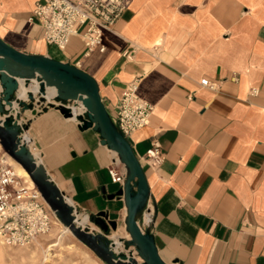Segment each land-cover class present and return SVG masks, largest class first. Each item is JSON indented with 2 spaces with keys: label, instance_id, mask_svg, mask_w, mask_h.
<instances>
[{
  "label": "crops",
  "instance_id": "0c3cea01",
  "mask_svg": "<svg viewBox=\"0 0 264 264\" xmlns=\"http://www.w3.org/2000/svg\"><path fill=\"white\" fill-rule=\"evenodd\" d=\"M38 1L0 0L2 41L27 54L79 61L109 114L132 81L153 106L148 125L127 141L137 158L153 141L160 145L158 168L140 164L150 192L141 220L144 227L154 220L162 261L264 264V0H131L103 33L104 51L87 57L78 36L62 51L44 42L29 21ZM203 79L216 90L201 87ZM16 110L15 122H27L20 143L81 214L76 218L102 212L123 224L122 199H109L120 188L108 175L112 155L98 134L54 107L34 116Z\"/></svg>",
  "mask_w": 264,
  "mask_h": 264
},
{
  "label": "water",
  "instance_id": "95a60500",
  "mask_svg": "<svg viewBox=\"0 0 264 264\" xmlns=\"http://www.w3.org/2000/svg\"><path fill=\"white\" fill-rule=\"evenodd\" d=\"M19 80L25 86L32 81L38 85V102H43L46 88L55 89V100L79 103L84 116L73 115L71 109L62 105L55 109L66 119L74 118L80 130L92 129L98 134L100 144L114 151L125 169L123 185L109 199L120 197L126 209L123 220L128 239L120 238L125 252L113 251L111 233L117 223L107 221L104 213L87 218L99 232L92 234L75 223L73 207L66 201L56 185L50 180L41 164H37L28 147L20 143V135L27 130V122L17 124L11 113L13 103L19 113L30 111L36 115V95L27 93V100L17 97ZM0 146L2 150L29 175L34 187L49 207L55 218L69 229L73 237L87 247L104 264H166L159 257L151 233L154 220L143 226L141 217L150 198L146 178L129 142L113 123L101 101L96 81L87 73L69 63L47 56L32 55L18 51L0 39ZM18 115V114H17ZM134 252L135 257L132 255ZM140 260V262L137 260Z\"/></svg>",
  "mask_w": 264,
  "mask_h": 264
},
{
  "label": "built area",
  "instance_id": "2783aa9c",
  "mask_svg": "<svg viewBox=\"0 0 264 264\" xmlns=\"http://www.w3.org/2000/svg\"><path fill=\"white\" fill-rule=\"evenodd\" d=\"M130 1L39 0L34 5L29 21L38 24L47 45L55 46L61 51L65 49L71 37H80L84 46L83 57H87L95 50L101 53L104 51L103 33L112 29L128 8ZM72 66L79 68L80 62L77 61ZM200 86L216 90V85L207 79L201 80ZM252 94H255V91H252ZM192 97L193 94H190L188 99L191 100ZM59 105L73 108V103H62L56 101L55 97L51 101L44 99L43 102L35 99L33 108L37 113ZM152 111L153 106L137 95V83L132 81L124 87L109 115L127 140L133 132L148 125ZM81 114L84 116V111ZM137 159L139 164L144 161L151 168H158L163 162L159 143L153 141L145 156ZM11 160L0 146V243L8 247H27L50 231L55 216L38 190L17 174ZM108 175L112 184H118L120 187L123 185L125 169L114 157L108 167ZM73 215L76 218V215L81 214L73 208ZM141 222L144 225V220ZM81 228L92 233L88 223Z\"/></svg>",
  "mask_w": 264,
  "mask_h": 264
},
{
  "label": "rangeland",
  "instance_id": "374dc122",
  "mask_svg": "<svg viewBox=\"0 0 264 264\" xmlns=\"http://www.w3.org/2000/svg\"><path fill=\"white\" fill-rule=\"evenodd\" d=\"M38 97L39 95H36L35 99L37 100ZM15 171L18 173L16 166ZM78 219L82 220V227L88 223L87 218ZM60 224L54 218L51 230L27 247H8L0 243V264H104L70 232L63 234ZM117 229L121 235L117 233ZM117 229L111 233L112 240L114 236H119L118 240H113V251L126 253L122 243L119 242L120 238L127 235L124 225L117 224ZM131 252L135 257L134 252L132 250Z\"/></svg>",
  "mask_w": 264,
  "mask_h": 264
},
{
  "label": "bare ground",
  "instance_id": "6f19581e",
  "mask_svg": "<svg viewBox=\"0 0 264 264\" xmlns=\"http://www.w3.org/2000/svg\"><path fill=\"white\" fill-rule=\"evenodd\" d=\"M21 82H22V81L19 80V88H18V91H17V97H18L20 100L26 101V100H27V93H28V92H31V93L34 94V95L37 94V92H38V85H37L36 82L32 81V83L29 84L28 86H25V85L23 84V82H22V83H21ZM31 85H32V88H30ZM47 94H49L48 97H46ZM54 96H55V89L52 88V87H48V88H46L45 95L43 96V97L45 98V100H46V101H51V99H52ZM14 108H16V109H17L16 112L19 113L16 104L13 103L11 111H13ZM71 111H72L73 115L76 116V115H78V114H81L82 111H84V108H83L79 103H77L76 107L73 106V108L71 109ZM70 119H71V120H74V118H70ZM25 140H26V139L22 138V139H21V142L25 143V142H26ZM29 151H30V150H29ZM110 152H111L112 157L116 158V160L119 162L116 153H115L114 151H110ZM30 154H31V152H30ZM31 155H32V154H31ZM32 156H33V155H32ZM33 157H34V156H33ZM34 159H35V157H34ZM37 159H38V158H37V156H36V159H35L36 163H37V164H41L40 161L37 160ZM119 163H120V162H119ZM11 164L13 165L14 169H15V166L17 167V171H18V173L21 175V177H23L26 181H28V182L30 183V184H29V183L27 182L29 185L34 186V185H33V182L31 181V179H30V177H29V175L26 173V171H25V170H24V169H23L18 163H16V162H14L13 160H11ZM120 164H121V163H120ZM18 173H17V174H18ZM19 174H18V175H19ZM20 175H19V176H20ZM125 216H126V209H125ZM84 218H85V220H86L87 217L84 216ZM124 218H125V217H124ZM53 219H54V218H53ZM53 219H52V227H53ZM55 219H56V218H55ZM75 223H76L78 226L82 227V220L76 218V219H75ZM60 225H61V229H62V233H63V234H68V233L70 232L68 228L64 227L62 224H60ZM52 227H51V228H52ZM50 230H51V229H50ZM70 233H71V232H70ZM125 233H126V232H125ZM126 234H127V233H126ZM118 238H119V236H114V237H113V240H118ZM124 238H125V239H128L129 236H128V235H124ZM132 255H133V253H132ZM138 260H139V259H138ZM139 262H140V260H139Z\"/></svg>",
  "mask_w": 264,
  "mask_h": 264
}]
</instances>
